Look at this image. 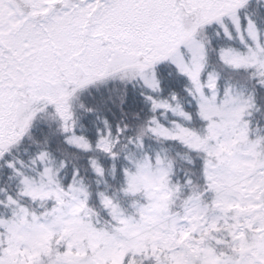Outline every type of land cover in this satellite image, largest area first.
Listing matches in <instances>:
<instances>
[{"label":"snow or ice","instance_id":"obj_1","mask_svg":"<svg viewBox=\"0 0 264 264\" xmlns=\"http://www.w3.org/2000/svg\"><path fill=\"white\" fill-rule=\"evenodd\" d=\"M0 264H264V0H0Z\"/></svg>","mask_w":264,"mask_h":264}]
</instances>
